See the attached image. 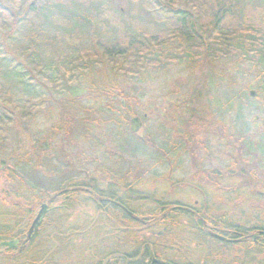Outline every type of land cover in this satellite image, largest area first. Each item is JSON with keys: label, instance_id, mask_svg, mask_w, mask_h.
Masks as SVG:
<instances>
[{"label": "trees", "instance_id": "trees-1", "mask_svg": "<svg viewBox=\"0 0 264 264\" xmlns=\"http://www.w3.org/2000/svg\"><path fill=\"white\" fill-rule=\"evenodd\" d=\"M151 2L156 4L155 7L147 14L136 15L134 22L122 20L121 14L104 0H67L64 6L54 2L50 7L55 12L52 8H44L45 5L36 7L34 3L26 9L15 4L11 5V9L1 6L0 142L7 134L5 124L8 120L5 116L10 112L18 113L29 120L35 108L33 102L47 96L35 84L33 76L49 84V97L53 100L63 92L58 90L60 82L79 81L84 74L91 72L95 63L109 66L112 71L135 74L142 68L163 67L168 59L179 60L182 56L183 59L190 57L192 67L196 66L197 57L248 60L252 56L249 60L254 59L261 66L264 79V0H191L198 8L192 6L191 10L175 7L169 0ZM193 10L199 12L195 14ZM205 18L209 20L207 23L201 21ZM112 19L117 23L108 21ZM199 33L204 36L203 39ZM103 39L111 43L103 44ZM188 41H195V45L186 47L185 42ZM4 47L17 48L22 58L8 54ZM170 50L182 56L169 55ZM99 54L102 60L96 59ZM34 67H38L36 74L32 73ZM110 89L105 90L102 97L113 96L114 88L110 86ZM259 96L264 98V90ZM80 103L74 106L75 102H72L73 113L83 109L90 111L87 105L78 110ZM262 103L264 106V101ZM19 160H7V165L0 168V178L10 189L7 192L15 203L13 206L17 204L16 209H25L26 213L32 209L30 192L34 190L35 183L27 179L21 167H16ZM8 161L12 163L8 164ZM8 200L6 197L3 199ZM18 201H22V205ZM7 203L5 206H8ZM8 214L4 212L0 216ZM21 215V219L26 220L23 212ZM46 219L52 222L49 238L41 241L38 230L22 250H4L8 258L0 260V264H113L116 256L130 258L128 264H146L149 251L172 264H201V261L208 264H240L237 257L241 250L237 246L225 249L220 244L209 247L212 255H205L196 261L191 238L186 237L183 241L179 238L180 233L174 229L172 222L173 215L166 218V229L157 227L149 231L119 230L118 226H124L118 221L120 216L110 211L83 225L88 227L73 228L68 233L61 229L65 222L60 215L54 213ZM126 223L134 227L140 225L136 221L128 220ZM28 226L23 225L21 231L13 227L12 231L1 229L0 240L23 238ZM127 235L132 236L128 238ZM80 240L82 245L75 246L74 243ZM68 242L72 243V252H69ZM62 256L66 260H61ZM117 264L125 263L120 259Z\"/></svg>", "mask_w": 264, "mask_h": 264}, {"label": "flooded vegetation", "instance_id": "flooded-vegetation-1", "mask_svg": "<svg viewBox=\"0 0 264 264\" xmlns=\"http://www.w3.org/2000/svg\"><path fill=\"white\" fill-rule=\"evenodd\" d=\"M249 97L256 101L254 95ZM250 99H240L242 115L238 117V128L223 117L215 118L211 103H198L196 97L176 98L171 108L173 113L158 120V115L151 112L132 116L128 124L130 135L137 141L135 146H131V138L129 142L122 136L115 138L116 146L129 152L130 148L137 150L141 146L143 160L113 163L122 169V172L117 170L113 181L102 167L97 168L100 173L95 177L88 175L84 163L68 166L59 188L44 200L34 202L37 205L39 202L38 210L26 232L32 229L34 236L50 214L68 216L74 196L82 195V205L91 203L103 214L117 213L118 221L124 225L118 226L119 230L166 229V218L173 215L174 229L191 238L196 261L212 255L210 245L220 244L225 249L237 246L241 250L237 257L240 264H261L264 260V119L258 114L264 112V106L262 101L247 103ZM222 110V116L228 114L226 109ZM254 110L258 114L251 118L249 114ZM74 173L79 175L77 183L70 176ZM86 177L91 183L85 181ZM34 183V190L41 191L42 182ZM38 215L41 219L34 224ZM128 220L140 225L134 227L126 223ZM16 227L21 231L20 224ZM25 237L14 238L18 242L12 249L22 250L27 242ZM148 255L146 264H172L155 258L150 251ZM120 259L125 264L130 261L116 256L113 264Z\"/></svg>", "mask_w": 264, "mask_h": 264}, {"label": "rangeland", "instance_id": "rangeland-1", "mask_svg": "<svg viewBox=\"0 0 264 264\" xmlns=\"http://www.w3.org/2000/svg\"><path fill=\"white\" fill-rule=\"evenodd\" d=\"M104 1H108L109 7L121 14L122 20L132 22L135 21L136 15L147 14L156 5L151 0ZM169 1L178 8L191 10L193 6L198 9L191 0ZM54 2L64 6L67 0H0V7L11 9V5L15 4L16 7L23 6L26 9L29 4L34 3L36 7L45 5L44 8H48V10L52 8V12H55L53 7H50ZM193 12L197 14L199 11L193 10ZM194 20L195 18L192 19V21ZM108 21L117 23L113 19ZM201 21L207 23L209 20L205 18ZM199 35L201 34L199 33ZM201 36L203 39L204 36ZM105 40L107 42L103 39V44L111 43L108 39ZM191 44L195 45V41L185 42L186 47ZM4 48L8 54L16 55L19 59L22 58V53L17 48ZM194 50L198 52L197 49ZM169 55L180 56L181 54L170 50ZM251 57H248V60H238L236 57H218L213 60H207L197 57L196 66L192 67L190 66V57L187 56L183 59L182 56L179 60L168 59L163 67L156 69L142 68V71L135 74L112 71L109 66L97 65V63L92 62L95 64L94 66L92 65L91 72L84 74L79 81L71 83L60 82V89L58 88V90H63V92L60 91L61 93H58L57 91L60 97L57 96L55 100L49 97L51 92L49 84L32 75L35 78V84L47 96L44 95L45 97L38 98L33 102L35 103V108L29 120L23 119L18 113L10 112V115L5 116V119L8 120V123L5 124L7 130L5 132L7 134L0 142V168L2 169L7 165V160L13 159L15 161L17 158L20 159L18 161L19 166L16 165V167H21L24 175L31 182H42L43 188L38 191V194L41 192L40 196L44 197L59 188V181L66 177V168L73 166L72 164L84 163L83 167L88 170V175L95 177H99L97 168L99 167V170L102 167L107 171V177H111L113 181L117 170L122 172V169H117L113 163L128 159L143 160L144 152L141 146L137 150L136 147L135 149L130 148L131 152L126 150V148L121 150L116 146L115 138H121V136L129 142L132 139V147L137 142L130 135L129 119L134 115L142 116L145 112L157 114V120L161 119L164 114L173 113L171 108H173L176 98L179 97H196L198 103H211L215 118H220L221 120L223 117L232 124V127L238 128L240 127L238 117L242 115L240 112V99L246 97L250 99V92L253 91L256 101L250 99L247 103L257 104V102L264 101V98L259 96L264 90L261 66H258L254 59L249 60ZM96 59L102 60L100 54ZM162 59L160 58L159 60L163 61ZM37 72L38 67H34L32 73L36 74ZM110 86L114 88V95L102 97L103 92L110 89ZM72 102H75L74 106L81 102L80 108L77 107L78 110L83 109L87 105L90 111L86 112L83 109L80 112L73 113L70 107ZM199 105L201 106L202 104ZM222 108L227 110L228 114L225 116L221 115ZM216 109H219V111ZM115 113L116 115H114ZM74 114L79 115L76 116ZM253 114H258V112L252 111L249 114L251 118ZM258 115L261 119H264V112ZM71 120L72 123H70ZM124 124L125 126L123 127ZM214 124L216 125L215 122ZM116 130H119V134L120 132L122 134H117ZM9 163L11 164L12 162L8 161ZM75 175L76 173L70 174L71 179H74L75 183H77L79 175ZM88 180L86 177L85 181L89 182L90 180ZM3 181L4 179L0 178V215L4 214V212L5 214L9 212V214L0 216V230L8 229L12 231L13 228L17 230L16 226L18 224L21 227L30 225L38 210L39 202L38 205L37 203L32 204L31 211L26 213H24L25 209L21 211L26 218L23 221L17 216L20 210L16 209L17 204L13 206L15 203H12L14 201L7 193L10 189L6 187ZM93 182L97 183L94 179ZM93 182L92 184H94ZM81 196H74L68 216L56 213L62 217V222H65L61 226V229L64 232L66 231L65 233L72 231L73 228L78 227V229H81V226L87 222L103 216V213L90 202L89 205L86 203L82 205L80 200L83 197ZM5 197L9 198V200L3 201ZM6 202L10 205L7 203L8 206H5ZM19 202L22 205V201H18V204ZM231 208H233L232 204ZM16 213L17 215L15 216ZM51 215L47 216V218ZM51 223L48 222V219L42 223V228L39 231L41 232L39 234L41 241L50 237L52 233ZM86 227L88 226H83L82 229ZM185 235L188 236L186 233H180L179 236L182 241L186 238ZM25 236H29L28 232ZM32 236L33 233L31 232L27 240L29 241ZM130 236L132 235H127L128 238ZM195 239H198V237ZM126 243H129V241H126ZM71 244L70 242L67 243L69 252L73 250ZM74 245H82L81 240L75 242ZM192 246L194 248L193 251L196 252L194 244ZM36 249L38 250L37 243ZM4 252L0 251V260L2 261L8 258L6 257L8 254L5 255ZM262 258H264V254Z\"/></svg>", "mask_w": 264, "mask_h": 264}, {"label": "water", "instance_id": "water-1", "mask_svg": "<svg viewBox=\"0 0 264 264\" xmlns=\"http://www.w3.org/2000/svg\"><path fill=\"white\" fill-rule=\"evenodd\" d=\"M253 91L250 92L251 95H253ZM132 130H136V128H132ZM41 219V216L38 215L37 219L35 220V223L36 224V221L37 220H40ZM32 232V229H30L29 231V235L30 233ZM221 238V237H220ZM18 242L17 239H11V240H3V241H0V248H4V247H8V248H12L16 245V243Z\"/></svg>", "mask_w": 264, "mask_h": 264}, {"label": "bare ground", "instance_id": "bare-ground-1", "mask_svg": "<svg viewBox=\"0 0 264 264\" xmlns=\"http://www.w3.org/2000/svg\"><path fill=\"white\" fill-rule=\"evenodd\" d=\"M30 194H31V197H32V200H31V202L32 203H34L37 199H43L44 200V196H40L41 195V192H39V194H38V192H36L35 190H31V192H30ZM29 237H25V240L26 241H28L27 239H28ZM3 240H6V239H1L0 241H3ZM57 258V257H56ZM74 258V257H73ZM155 258H157V257H155ZM61 260H66L63 256L61 257ZM68 260V259H67ZM68 262V261H67ZM66 262V263H67Z\"/></svg>", "mask_w": 264, "mask_h": 264}]
</instances>
